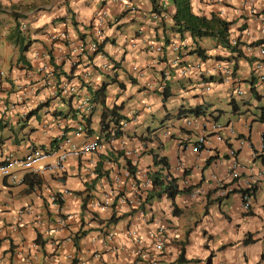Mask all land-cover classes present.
I'll return each mask as SVG.
<instances>
[{
    "label": "crops",
    "instance_id": "0c3cea01",
    "mask_svg": "<svg viewBox=\"0 0 264 264\" xmlns=\"http://www.w3.org/2000/svg\"><path fill=\"white\" fill-rule=\"evenodd\" d=\"M33 1L37 3L33 9L22 6H30ZM161 1L168 2L169 11H174L171 0ZM254 4L259 11L262 0ZM0 6L1 37L11 33L15 22L12 12L32 16L34 11L37 13L31 27L25 22L27 17L20 19L26 23L25 30L29 29L26 40L31 41L27 47L31 61L17 63L15 68L11 65L9 70L0 65L6 73L1 97L19 102L17 85H22L27 90L24 103L30 107L25 119L0 118V129L19 124L21 139L27 138L20 143L16 137L13 140L0 132V160L8 152L22 156L30 144L51 148L63 131L73 136L81 116L74 112L72 99L53 95L54 85L63 78L70 79L80 87V93H91L93 98L100 83L110 79L102 67L108 60H114L119 68L116 81L108 85L106 106H118L119 114L125 117L118 138L109 145L101 129L102 106L94 102L88 132L73 138L77 143L98 138L103 143L100 150L68 159L62 175H38L40 183L34 186L0 176V264H215L219 260L228 264H264V186L255 191L251 210L246 213L238 193L216 201L218 182L213 178L215 175L221 183L232 181L227 173L229 149H236L246 168L259 169L264 162V150L253 159L254 152L262 145L264 149V120H258L264 105H256L258 110L251 115L247 113L252 105L250 95L259 99L264 94V65L258 68L248 59L264 57H259L256 46L260 42L258 18L248 15L241 0H191L196 14L209 16L223 10V17L233 22L232 38L240 42L242 54L237 56L238 52L221 48L213 38H202L198 42L205 49V59L188 52L194 43L188 33L180 36L169 28V18L152 17L151 0H0ZM101 10L105 11L103 50L87 58L92 51L84 53L82 44L89 42L92 30L88 24ZM245 25L249 34H245L246 27L240 31ZM173 43L180 49H173ZM219 55L222 58H216ZM198 62H202L199 69L179 73L180 67H192ZM218 63L232 68L230 80L223 79L222 71L213 70ZM85 71H89L88 76H83ZM164 71L170 74L163 79ZM202 80L210 82L209 90L202 88ZM120 82L124 87L119 86ZM252 82L257 88L251 91ZM165 86L169 95L163 99ZM236 86L243 90L238 97L231 95ZM221 99L230 105L224 121L221 116L226 111L215 104ZM196 105L203 108L204 114L179 112L180 107ZM20 108L22 104L17 109ZM156 118L159 125L152 126ZM180 118L191 119L190 128L183 121L174 124ZM211 121L228 124L233 132L220 131V141L208 129ZM254 121L258 122L255 127ZM200 134L205 135L207 143L194 153L192 146ZM239 139L247 143L240 146ZM122 147L140 151L135 167L139 178L159 169L154 165V154L157 158L165 156L168 171L177 178L179 187L187 188L182 182L187 178L191 189L178 193L180 197L176 195L174 200L165 196L153 199L146 209L150 214L147 221L125 205L114 208L116 200L109 196L110 191L129 190L125 178L115 181L125 166ZM180 159L187 165L185 171L176 169ZM24 175L20 173L19 177ZM193 187L203 192L194 194ZM51 194L58 195L62 212L72 213L62 226L57 224ZM94 197L111 207L98 209ZM133 220L139 226L141 244L127 234ZM155 221L166 225L161 251L153 248L147 236ZM110 232L111 238L107 236ZM246 235L249 243L243 241ZM182 250L185 261L178 262Z\"/></svg>",
    "mask_w": 264,
    "mask_h": 264
},
{
    "label": "built area",
    "instance_id": "2783aa9c",
    "mask_svg": "<svg viewBox=\"0 0 264 264\" xmlns=\"http://www.w3.org/2000/svg\"><path fill=\"white\" fill-rule=\"evenodd\" d=\"M255 0H241V7L247 9V13L250 16H256L259 22V37L258 40L260 42L256 45L259 57H264V12L258 11L254 4ZM162 7L165 9L166 1H162ZM161 13H164L163 11ZM224 11L220 10V15H224ZM153 18H159V14H152ZM104 20H105V11H99L95 17L90 21L91 27V35L89 39L88 49L90 51H95L99 47L100 41L104 37ZM26 23H22L21 29H26ZM245 34H249V29L246 28ZM232 44H237L236 40H232ZM172 48L177 50L180 49V45L173 43ZM160 50V48H157ZM176 62V61H174ZM45 66V65H44ZM114 62L111 60L105 61L102 64L103 69L108 72L113 73ZM202 66V62H198L194 66H183L179 68V73L181 75H185L189 72L190 69H199ZM257 67H263L262 63H257ZM134 71L138 72V68L133 66ZM213 70L222 71L224 75L222 76L225 81H228L232 78L233 71L232 68L226 64L218 63L214 66ZM5 71L0 67V89L2 88V78L5 76ZM165 77L169 76V71L164 72ZM89 71L83 72V76H88ZM263 79V75H261ZM202 88L205 90L210 89V85L204 80L201 81ZM19 90V102L18 100L9 101L6 98H2L0 95V118L5 117L12 119L14 116H17L18 119H25L29 114L30 107L28 104L24 103V95L26 94V87L22 88V85H17ZM80 87L73 81L67 78H63L54 85V89L52 91L53 95L61 96L65 98L72 99V108L74 112L81 116V121L77 124L74 129L73 136H79L80 134H86L88 132V123L87 118L91 115L94 109V101L92 98V94L88 92L80 93ZM243 94V90L236 88L231 92L232 96H240ZM22 104V108L17 109L19 105ZM191 119H184L183 123L186 128H190L192 125ZM125 123H119V128L117 125L109 126L104 132V139L108 142L109 145H112L119 135L116 134L118 129H121ZM204 131L206 124H203ZM208 129L215 133L218 140L222 141L223 137L219 134L220 131L224 129H228L230 132H233V128L228 124L221 123H208ZM73 136L67 135L65 131L60 132L56 138L55 143L51 148H38L34 144H30L28 146V150L22 156H17L13 152H8L2 155L0 160V176L6 177L11 182H21L22 179L19 177L20 173L30 172L37 175H41L46 172L63 174L65 172L66 161L70 158H79L83 155L97 152L103 147V143H101L98 138L94 140L84 141L82 143L75 142ZM207 143L204 134H200L197 138L196 143L192 146V151L194 153L198 152L199 149ZM247 141L245 139H239V145L242 146ZM122 158L125 161V166L123 169L116 175V182L121 181V178H125L128 180L129 190H111L109 196H113L116 200L115 207H119V205H125L130 210L134 211L143 221H147L150 219V214L146 213V209L148 206V202L146 199L152 189V182L149 176H143L142 178L138 177V173H136V169L134 173H131L129 170V166L126 164V159L130 160V164L135 166L137 165L138 159L140 157V151L137 149H126L121 148ZM263 145L260 149L253 153V157L259 155V152H262ZM230 155V159L228 162V175L236 180L232 184H229L225 188L220 189V196H225L228 193L233 191H238L236 193L239 194L241 200V208L244 211H249L251 207V197L252 192L254 190L260 189L264 183V163L259 169L254 168H246L241 164V160L236 152V149H229L228 151ZM91 160L89 161V163ZM97 163V162H96ZM93 168H96L95 162L93 163ZM187 165L181 159L178 160L176 164V169L180 171H185ZM246 170L245 174H242V171ZM213 178L216 179L218 184H221V181L213 175ZM183 185L185 187L190 186L188 184V179L183 178ZM193 193L199 194L203 192L200 188L193 187ZM245 189L246 192H242ZM248 190V191H247ZM108 195V194H106ZM94 205L100 209L105 210L111 207L108 205L107 201L99 200L97 197H94ZM93 198V199H94ZM50 202L52 207L57 211V224L62 226L65 224L68 218L72 217V213L70 211L62 212L61 211V203L58 195L51 194ZM136 221H131L130 226L128 227L127 234L134 238L138 244L142 243V237L139 235V226H137ZM165 232L166 225L163 222L155 221V227L153 229L147 230V236L152 241L153 248L157 251H161L165 245ZM107 236L111 238L113 234L107 233ZM194 264H206L204 261ZM215 264H228L225 261H217Z\"/></svg>",
    "mask_w": 264,
    "mask_h": 264
},
{
    "label": "trees",
    "instance_id": "16d2710c",
    "mask_svg": "<svg viewBox=\"0 0 264 264\" xmlns=\"http://www.w3.org/2000/svg\"><path fill=\"white\" fill-rule=\"evenodd\" d=\"M46 1V0H44ZM151 0L152 2V8L151 13H157L159 14L160 20H164L165 18H169L171 23L169 25V28L172 32L178 33L180 36H183L185 33H188L192 38H194L191 45L193 46L188 52L189 53H197L198 56L202 58H207V55L205 53V49H203L199 45V40L205 37L213 38L221 48H224L225 50L229 49V51H234L236 48L231 46V39H232V33H231V25L233 24L232 21L228 20L227 18L223 17L222 15L212 12L209 16L203 15V14H196L192 11L191 7V0H171V3L174 7V11L170 12L168 9V2H166L167 8L162 7V1L158 0ZM36 1H33L30 6L28 5H22L25 8L31 7L33 9L36 6ZM1 8V6H0ZM244 9V7H242ZM69 10V9H67ZM258 10V9H257ZM2 9H0V12ZM164 13H161V12ZM260 11L264 12V0H262V4L260 6ZM12 16L14 18V25L11 29L10 37L14 38L15 42H20L24 37L25 30L21 29L22 23L20 22V19L26 18L27 15H24L23 12L14 11L12 12ZM74 24L75 21H73ZM90 23V22H89ZM89 26V25H88ZM245 26L240 27V31L243 30ZM29 29L26 30V32ZM27 34V33H26ZM236 37V36H235ZM234 37V38H235ZM238 38V37H236ZM166 39V38H165ZM239 39V38H238ZM168 41V39H166ZM31 44V41L27 40L26 44L23 46L24 49H27V47ZM88 42L83 43L82 47L84 48V53L88 51ZM87 45V48L85 46ZM103 42L101 41L98 47V50L92 51L87 58H92L93 53H98L99 51H102ZM241 51L238 52L237 56L241 55ZM216 58H222V56H216ZM252 65L253 62L257 66V63H262L264 65V58H249L248 59ZM254 60V61H253ZM114 61V60H113ZM113 66V72L110 73V79L108 81H104L100 83L98 88L95 90L93 94V100L95 103H99L102 106V113H101V126L102 130H106L110 124L117 125L119 128V122L124 119L125 117L119 114V107L116 105H113L112 107L106 106V96H107V88L110 82L116 81L117 76V70L119 68L118 63L114 61ZM236 68V65H235ZM253 70L255 71L254 67ZM253 77L255 78L254 72H252ZM163 79L165 78V74L162 73ZM253 78V79H254ZM132 81H135L134 78H131ZM161 79V80H163ZM254 82V81H253ZM252 82L250 85V90H256V85ZM120 87H124V84L122 82L118 83ZM169 95V92L166 89V86L164 90L162 91V98L166 99ZM235 110V106L233 108ZM179 112H187L191 115H202L204 114L203 108L199 105L196 106H188V107H180ZM260 121L264 120V112H262L259 115ZM89 123V119H88ZM120 133L119 129L116 131V134L118 135ZM154 164L161 165V167L152 173H150L149 177L152 182V190L150 191L146 202H151L155 198H161L162 196H165L167 198H170L171 200H174L176 195L180 192L187 191L188 189L180 188L179 184L177 182V178L173 177L168 169L169 164L167 161V158L165 156L157 158V155H153ZM126 164L129 166V170L131 173H134L135 166L130 164V160L126 159ZM23 181L26 182L29 186H34L40 183V178L37 174L33 173H26L23 176ZM220 197L216 198L217 200H220ZM245 243H249V236L246 235V237L243 239ZM184 254L183 250L179 253L177 261L178 262H184Z\"/></svg>",
    "mask_w": 264,
    "mask_h": 264
},
{
    "label": "rangeland",
    "instance_id": "374dc122",
    "mask_svg": "<svg viewBox=\"0 0 264 264\" xmlns=\"http://www.w3.org/2000/svg\"><path fill=\"white\" fill-rule=\"evenodd\" d=\"M37 13L34 11V15L31 14L27 15V18L25 19V22L30 24L35 21V18ZM39 18V17H38ZM22 23V22H21ZM24 32V37L20 42H15L14 38L10 37V35L7 33L4 37L0 36V65L5 68V70H9L10 66L12 65L13 68L16 67V64H27L31 61V54H29L30 48L24 49L23 46L26 44V30ZM17 85V84H16ZM252 105H250V111H247L249 115H251L256 109V105H264V94L261 98L257 99L254 95H250ZM216 106L218 108L224 109L226 112L222 114L221 120L224 121L228 114L230 113V105L224 101V99H221L219 101H216ZM61 107L66 108V105L62 104ZM242 109L244 108L241 106ZM41 112H39L40 117L42 118L43 111L40 109ZM233 117V116H232ZM251 117V116H250ZM183 121V118L175 119L174 124L180 125ZM152 126L159 125V118L154 119L151 122ZM258 122L254 121L253 126H257ZM0 132L5 136H10L13 140L16 137V141L20 140V143H23L27 141V138L24 139L21 137L23 136V131L20 129V125L18 124H12L8 125L2 129H0ZM12 135V136H11ZM180 195H177V198H179Z\"/></svg>",
    "mask_w": 264,
    "mask_h": 264
},
{
    "label": "clouds",
    "instance_id": "9594fccd",
    "mask_svg": "<svg viewBox=\"0 0 264 264\" xmlns=\"http://www.w3.org/2000/svg\"><path fill=\"white\" fill-rule=\"evenodd\" d=\"M91 21V20H90ZM89 26V29H90V31H91V27H90V23L88 24ZM247 28V27H246ZM245 28V29H246ZM244 29V30H245ZM104 38V37H103ZM103 40V39H102ZM101 40V41H102ZM232 40H233V38L231 39V41H230V43H231V46L232 47H235L236 49L234 50V51H236V52H239L240 51V49H239V45H240V42H239V40L238 39H234V40H236L237 41V44H232ZM100 41V42H101ZM89 43V42H88ZM100 44V43H99ZM89 45V44H88ZM98 50V49H97ZM99 52H101V51H99ZM98 52V53H99ZM115 64V63H114ZM165 72V71H164ZM109 74L111 73V72H108ZM114 73V72H113ZM169 74H170V72H169ZM263 78H264V76H263ZM204 82H207V83H209L210 84V82H208V81H205L204 80ZM236 88H239L238 86H236V87H234L232 90H231V92L234 90V89H236ZM240 89V88H239ZM196 116H198V115H196ZM90 118V116L87 118V123H88V119ZM121 122V121H120ZM119 122V123H120ZM214 122H217V123H220V122H218V121H211V123H214ZM221 124H223V123H221ZM111 125H113V124H110V126ZM101 129H102V126H101ZM121 129H119V131H120ZM120 134V133H119ZM118 134V135H119ZM257 157V156H256ZM256 157H253V159H255ZM229 162V161H228ZM264 163V162H263ZM262 163V164H263ZM154 165H156V164H154ZM156 166H159V168L161 167V165H156ZM26 173H30V172H25L24 174H26ZM34 174V173H33ZM6 178V177H5ZM21 179H22V181L21 182H17V183H22L23 182V177H21ZM236 180H233L232 179V181L230 182V183H221V184H218V186L215 188V192H218V196L222 199V198H224V197H227L229 194H232V193H236V192H238V191H233V192H231V193H228V194H226L225 196H220V194H219V191H220V189H222V188H225L226 186H228L229 184H232L233 182H235ZM16 183V182H15ZM191 186V185H190ZM190 186H188L187 187V189L188 188H190L191 189V187ZM152 190V189H151ZM246 192V190L245 189H243L242 190V192ZM248 191V190H247ZM255 191L256 190H254L253 192H252V197H251V203H252V199H253V197H254V193H255ZM61 203V202H60ZM251 207H252V204H251ZM251 207H250V210H251ZM249 210V211H250ZM244 211V210H243ZM249 211H244V212H249ZM206 264H207V262L206 261H204ZM227 263V262H226ZM191 264H194V263H191Z\"/></svg>",
    "mask_w": 264,
    "mask_h": 264
}]
</instances>
